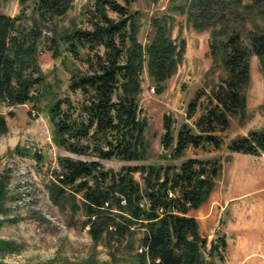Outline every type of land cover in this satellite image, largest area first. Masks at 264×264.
Returning <instances> with one entry per match:
<instances>
[{
    "label": "trees",
    "instance_id": "trees-1",
    "mask_svg": "<svg viewBox=\"0 0 264 264\" xmlns=\"http://www.w3.org/2000/svg\"><path fill=\"white\" fill-rule=\"evenodd\" d=\"M74 1L19 0V15L0 13V105L14 108L30 104L40 110L41 104L49 100L47 107L57 145L74 155L96 158L59 160V185L51 188L54 203L63 206L69 201L74 210L83 209L85 225L94 241L106 235L125 241L139 228L141 248L129 254L130 264H224L226 237L219 235L208 246L198 221L190 216L213 193L222 172L219 158L190 159L178 170L136 165L123 166L119 172L105 169L100 162H140L147 158L148 120L141 117L138 100L144 65L156 92L161 93L183 62L186 42L177 43L172 38L171 19L164 17L153 20L154 36L143 46L138 39V13L129 9L135 0H94L92 10L85 11L90 28L67 31L53 38L50 47L58 54L59 44L64 43L77 59L83 50L89 52L85 59L88 72L73 74L68 87L70 93L81 97L75 106L70 97L53 95L38 60L46 24L66 15ZM260 1L264 2L256 0ZM226 2L190 0L177 11L187 15L194 29L202 31L215 23L219 7ZM30 3L32 11L28 16L25 11ZM110 12L117 18L110 17ZM212 35L215 38V32ZM214 40L211 57L222 63L227 77L206 95L203 114L194 127L181 128L175 145L173 122L165 117L162 145L165 150L173 149L174 158H181L189 147L204 144L220 149L223 141L218 133L230 128L233 117L246 115L251 58L264 61V31L252 32L248 43L239 33ZM199 100L196 97L190 103L189 118L197 112ZM7 130V120L0 112V134ZM227 148L232 154L264 155V130L237 137ZM136 174L142 185L135 179ZM64 188L71 190L70 195L63 194Z\"/></svg>",
    "mask_w": 264,
    "mask_h": 264
},
{
    "label": "rangeland",
    "instance_id": "rangeland-1",
    "mask_svg": "<svg viewBox=\"0 0 264 264\" xmlns=\"http://www.w3.org/2000/svg\"><path fill=\"white\" fill-rule=\"evenodd\" d=\"M189 1L135 0L131 4L130 11L138 13L140 19L138 39L143 46L154 36L153 20L169 17L172 38L177 43L186 42V53L161 93L156 92V85L144 65L138 100L141 117L148 120L146 139L150 149L147 158L140 162L117 159L100 162L105 169L119 172L123 166L136 165L170 166L178 170L190 159L219 158L222 172L216 187L207 202L191 211L190 216L198 221L208 246L219 235L226 237L228 247L224 264H264V155L232 154L227 148L237 137L264 130V61L256 56L251 58L246 115L233 117L230 128L218 133L223 141L220 149L204 144L198 148L189 147L181 158H174L173 149L165 150L162 145L165 117L173 122L175 145L181 128L184 125L194 127L203 114L206 95L227 77L222 63L211 57L214 39L222 41L239 33L248 43L252 32L264 31V2L227 0L219 7L220 15L215 23L200 31L189 24L187 15L177 11ZM93 6L94 0H75L66 15L46 24L40 44L39 66L53 95L61 99L70 97L75 106L81 97L70 93L68 87L73 74L88 72L85 59L89 52L83 50L77 59L67 51L64 43L59 44L58 54L50 47L53 38L67 31L90 28L85 11L86 8L92 10ZM21 9L19 0H0L2 14L15 17ZM31 11L30 3L26 15L30 16ZM109 15L117 18L112 12ZM98 51L104 53L103 49ZM196 97L200 98V106L189 118L188 108ZM48 102L45 100L40 110L30 104L14 108L0 105L8 128L6 133L0 134V264H130L129 254L141 248L139 228H135V236L125 241L113 235L94 241L85 225L87 218L83 209L74 210L69 201L63 206L54 203L51 188L59 185V160L63 157L96 158L77 156L57 145ZM135 179L143 184L138 174ZM64 193L68 196L71 190L64 188ZM80 199L78 195L79 206Z\"/></svg>",
    "mask_w": 264,
    "mask_h": 264
}]
</instances>
